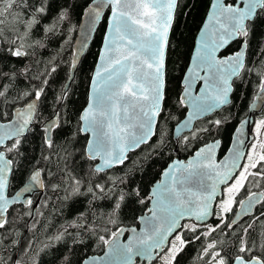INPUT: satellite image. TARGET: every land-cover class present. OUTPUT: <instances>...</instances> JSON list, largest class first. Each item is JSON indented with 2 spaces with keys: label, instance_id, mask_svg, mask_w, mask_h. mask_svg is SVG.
Listing matches in <instances>:
<instances>
[{
  "label": "snow or ice",
  "instance_id": "1",
  "mask_svg": "<svg viewBox=\"0 0 264 264\" xmlns=\"http://www.w3.org/2000/svg\"><path fill=\"white\" fill-rule=\"evenodd\" d=\"M105 6L111 7L112 19L102 63L72 134L73 139L77 135L86 138L78 157L87 166L85 172L77 170L80 166L74 153L65 149L61 154L55 139L68 123L61 109L70 84L64 85L57 98L59 107L47 118L43 116L46 89L57 72L63 48L47 60L41 54L49 51L53 39L71 42L75 30L71 6H61L53 13V0H0V54L9 58L5 62L0 56V264H27L24 257L35 241L28 237L21 246V227L35 233L47 225L37 219L44 213L26 194L49 188L64 193L65 200L84 196L90 205L97 201L111 204L106 216L112 227L101 229L80 213L48 237L49 241L76 244L83 242L84 232L97 234L107 251L103 257L85 258L83 264H136L137 258L145 264H180L181 254L194 241H201L197 259L202 264H264V138L260 137L264 119L256 123V138L251 142L237 128L234 147L223 160L216 158L220 141L213 138L209 143L207 138L228 117L207 120L204 127L192 126L194 117L231 104L234 88L250 76L257 78L258 98L264 101V60L253 63L248 59L250 39L258 22H264V0H211L208 22L201 29L178 98V104L189 110L188 116L176 128L178 141L205 143L187 163L169 164L161 173L163 179L147 194L133 184L129 164L142 166L153 154L167 149L165 61L179 0H91L84 13L89 30ZM233 43H239L238 49L222 55ZM37 134L47 152L29 160L23 187L13 195L21 160L29 159L25 142ZM144 146L147 152L133 162L129 153L144 152ZM121 167L128 171L113 173ZM250 185L260 190L251 191ZM241 193L243 198L237 199ZM129 199L146 207V214L138 218L143 225L139 231L119 223L120 210ZM17 204L22 211L12 216ZM230 213L234 218H229ZM210 217L217 220L215 225L208 223ZM126 232L130 235L121 242ZM51 246L44 244L40 251ZM10 248L18 249L19 255L7 256ZM63 264H70L67 256Z\"/></svg>",
  "mask_w": 264,
  "mask_h": 264
},
{
  "label": "trees",
  "instance_id": "2",
  "mask_svg": "<svg viewBox=\"0 0 264 264\" xmlns=\"http://www.w3.org/2000/svg\"><path fill=\"white\" fill-rule=\"evenodd\" d=\"M211 0H179V7L177 10V17L173 25L170 36L171 47L167 51L166 61V92H167V111L164 113L165 121L163 127L168 133L169 142L167 149L161 154H153L150 161L143 163L142 166L135 167L129 164V168L133 169L132 181L133 184L139 186L143 193H150L152 186L160 180L161 173L176 157H181L183 160L191 157L195 151L203 146L204 140L192 141L185 144L182 140L175 142L173 140V129L180 122L186 114V109L178 104V98L182 94V78L187 69L190 55L194 45V39L201 27L206 12L208 10ZM91 3V0H53V13H55L61 6L70 5L71 8V24L75 30L71 33V42L65 44L63 40L53 39L49 45V51L42 53V58L47 60L52 54H55L59 48H63L58 60L60 64L57 72L50 77V84L46 89L48 92L46 106L43 111V116L48 117L49 113L54 107H59L56 103L57 98L62 94L63 87L68 81L70 68L73 57V45L81 21L84 9ZM105 20L99 26L93 42L82 60L75 79L69 88L66 98L63 100V112L68 123L65 124L64 129L59 132L55 139L59 146L61 154L66 149L68 152L74 153L78 171L83 169L87 171V166L82 159H79L80 151L85 145L86 138L82 135H77L74 139L72 134L76 131L78 117L84 109L87 101L89 82L97 61L98 52L101 46L102 37L105 30ZM239 47V43H233L223 55H228L234 52ZM264 22H258L254 34L250 39L248 49V59L253 63H258L264 60ZM4 56L5 62L9 59L6 54ZM239 85V82H237ZM258 93L257 78L250 76L242 86H236L231 98L232 103L210 117L205 118L196 123L195 127L207 126V120L221 119L224 116L228 117L227 123L220 128L213 129V136L207 138V142L212 139L221 140L222 146L219 152L221 158L227 151L231 136L238 125L246 118L248 108L253 102ZM264 111L258 117H263ZM169 117H175L171 119ZM253 137V134H252ZM45 153L47 150L42 148L39 135H29L24 145L25 157L29 159H22V170L18 174V179L13 185L12 194L19 190L24 183V177L27 175V170L31 167L29 160L31 158H39L41 152ZM147 152V147L144 146V152L139 149L135 153L130 154L133 162L139 161L141 157ZM53 167V165H48ZM128 169L123 167L113 169L116 175H123ZM251 191H259L255 187L249 186ZM64 193H57L47 189L44 191L37 207L44 213L43 217L37 216L41 224L47 225V228H40L35 233L29 232L26 228L21 227L23 237L21 238V246L23 241L28 237H32L35 241L32 250L24 257L27 264H63L64 257L67 256L70 264H82L85 258L93 255H99L103 252L105 245L98 239L97 234L84 232L81 234L82 243L73 244L71 240L65 242H57L55 240L49 241L48 237L53 236L59 226L66 223L70 219L77 218L80 213H84L90 220L100 226L101 229L107 225V216L111 209L109 201H97L95 204H89V198L84 196L74 197L65 200L62 197ZM37 198V197H36ZM243 198V193L237 199ZM36 199L34 200V202ZM47 201V207H44V202ZM149 206V205H148ZM259 208V206H257ZM15 211L12 216H16L22 211L20 205L15 206ZM26 211V209H23ZM146 214L145 205L137 203L134 199H129L122 207L119 213V223L121 227L129 228L137 226L138 218ZM229 218H230V214ZM248 218H245L247 220ZM29 219V224H31ZM217 220L213 218L210 224L215 225ZM112 227L111 225H107ZM114 230V229H113ZM99 234H104L101 231ZM191 233L188 236L191 237ZM223 238V237H220ZM44 244H51L52 246L40 251ZM201 249V241H194L190 244L187 250L181 254L180 264H202L197 259ZM39 252V255L36 253ZM19 255L18 249H9L7 256Z\"/></svg>",
  "mask_w": 264,
  "mask_h": 264
},
{
  "label": "water",
  "instance_id": "3",
  "mask_svg": "<svg viewBox=\"0 0 264 264\" xmlns=\"http://www.w3.org/2000/svg\"><path fill=\"white\" fill-rule=\"evenodd\" d=\"M210 4H211V1H210ZM210 4H209L208 10H207V12H206V15H205V17H204V20H203V22H202V24H201V27H200V29L198 30V32H197V34H196V36H195V39H194V45H193V49H192V52H191V55H190L189 63H188L187 69H186V71H185V73H184V76H183V78H182V83H181L182 88H183V79H184L185 75L187 74L188 68L192 65V57H193L194 54H195V49H196V47H197V42H198L199 37H200L201 29L203 28L204 24L208 22V21H207V17H208V15H209V13H210ZM87 8H88V6H87V7L84 9V11H83V14H82V17H81V21H80V24H79V27H78V31H77V34H76V38H75V41H74V45H73L72 64L74 63V64H75V67H72V64H71L70 74H69V77L71 76L73 79H71V80L68 79V81H67L66 84H70V85H71L72 82L74 81V79H75V75H76V73H77V70H78V68H79V66H80V64H81V62H82V60L84 59L86 53L88 52V50H89V48H90V46H91V44H92V42H93L94 36H95V34H96V32H97L99 26L101 25V23H102L104 20H105L106 26H105L104 34H103V37H102L101 46H100V49H99V52H98L97 61H96V64H95V66H94V70H93V72H92L91 78H90L89 88H88V95H87V101H86V105H85L84 108L87 107V105H88V101H89V96H90L91 93H92V81H93V78H94V76H95L96 70H97L98 66L102 63V61H101V59H100V56H101V52H102V50H103V48H104L105 37L109 35V23H110V21H111V19H112L111 7H110V6H105V7L103 8V10H102V14H101V18H100V20L95 24V26H94L93 29L89 30L88 27H87L88 17L84 14V13H85V10H86ZM170 36H171V32H170V35H169V40H170ZM229 47H230V46H229ZM229 47H228V48H229ZM228 48H227V49H228ZM227 49L223 50L221 54L225 53V52L227 51ZM167 51H168V50H167ZM166 61H167V53H166ZM166 61H165V65H166ZM165 73H166V67H165ZM198 87H199V86H198ZM68 90H69V89H68ZM197 90H198V89H197ZM67 92H68V91H67ZM232 95H233V93L231 94L230 99L232 98ZM229 105H230V104H229ZM229 105L225 106V108L228 107ZM83 110H84V109H83ZM83 110H82V112H83ZM188 111H189V110L186 109V114H185V116L183 117V119H182L180 122H178V124H177V125L174 127V129H173V140H174L175 142H178V140H177V134H176V128H177V126H178L181 122H183V121L187 118V116H188ZM220 111H221V110H219V111H217V112H213V113L205 114V116H202V117H200V118H198V119L194 117V118H193V124H192V126L195 127V125H196L197 122H199V121H201V120H204L205 118L210 117V116H212V115H214V114H216V113H218V112H220ZM263 111H264V101H262L261 99L258 98V93H257V95L255 96L253 102L250 104V106H249V108H248V113H247L246 118H245V119H244V120L238 125V127H237V128H242L243 133H244V139L246 140V142H251V141L253 140V137H252V129H253V126H254L255 118H256V116L262 114ZM82 112H81V113H82ZM245 121H247L248 123L245 124V123H244ZM237 128H236V129H237ZM236 129L234 130V132H233V134H232V136H231L230 143H229V146H228V149H227L226 153H225L221 158H219V152H220V150H221L222 142H221V140H219V141H220V146H219V148L216 150V158H217L218 160H223L225 157H227L228 155H230V153H229V149L234 147V143H233V141H234V139H235V137H236V135H237ZM185 131L187 132V130H185ZM82 136H83V135H82ZM211 142H212V141H211ZM209 143H210V142H209ZM201 147H202V146H201ZM138 150H139V149L135 150V151L132 152V153H135V152L138 151ZM197 150H198V149H197ZM197 150H196V151H197ZM196 151H195V152H196ZM132 153H129V155L132 154ZM194 156H195V153H194L191 157L187 158L186 160H183L181 157L178 156V157H176L173 161L179 160V161H183V162L187 163V161H188V160H192V159L194 158ZM173 161H172V162H173ZM172 162H171V163H172ZM171 163H169V164H171ZM169 164H168V165H169ZM168 165H167V166H168ZM166 168H167V167H166ZM166 168H165V169H166ZM165 169H164V170H165ZM161 179H163L162 175H161V177H160V180H161ZM160 180H159V181H160ZM159 181H158V182H159ZM156 183H157V182H156ZM156 183H155V184H156ZM155 184L152 186V188L155 186ZM22 187H23V186H22ZM22 187H21V188H22ZM21 188H20V189H21ZM152 188H151V189H152ZM20 189H19V190H20ZM151 189H150V191H151ZM19 190H17V191H19ZM44 191H45V190L37 189V190H36L35 192H33V193L26 194V198L34 199V197L37 196V199H36V201H35V206L37 207V205H38V203H39V201H40V199H41V197H42ZM14 194H15V193H14ZM14 194H13V195H14ZM17 205H19V204H17ZM149 206H150V204H149ZM237 211H239V209H238ZM213 218H214V217H210V218H209V220H208V223H209V224L212 222ZM245 218H247V217H245ZM245 218H244V219H245ZM182 223H183V221H182ZM142 226H143V225L139 222V219H138V224H137V226H133V227H136V228H137V231H139L140 228H141ZM129 228H130V227H129ZM129 235H130V233H129V232H126V233L120 238V239H121V242H125V241L127 240V238H128ZM106 251H107V247L105 246V248H104V250H103V252H102L101 254H99V255H93V256H95V257H103V256L105 255V252H106ZM93 256H89V257H93ZM82 264H83V262H82ZM136 264H145V262H143V261L139 260V258H137V260H136Z\"/></svg>",
  "mask_w": 264,
  "mask_h": 264
},
{
  "label": "rangeland",
  "instance_id": "4",
  "mask_svg": "<svg viewBox=\"0 0 264 264\" xmlns=\"http://www.w3.org/2000/svg\"><path fill=\"white\" fill-rule=\"evenodd\" d=\"M261 119H264V116L263 117H257L255 119V123H254V126H253V129H252V134H253V138H256V123L259 122ZM260 137L261 138H264V132H261L260 133Z\"/></svg>",
  "mask_w": 264,
  "mask_h": 264
},
{
  "label": "flooded vegetation",
  "instance_id": "5",
  "mask_svg": "<svg viewBox=\"0 0 264 264\" xmlns=\"http://www.w3.org/2000/svg\"><path fill=\"white\" fill-rule=\"evenodd\" d=\"M222 55H223V54H222ZM185 109H186V108H185ZM222 110H223V109H222ZM216 114H217V113H216ZM257 117H258V116H256V118H257ZM256 118H255V119H256ZM254 123H255V122H254ZM229 143H230V142H229ZM228 146H229V145H228ZM36 197H37V196H35L33 200H35V199H36ZM237 210H238V209H235V211H237ZM230 215H231V216H230V219H231V218H234V217L232 216V214H231V213H230Z\"/></svg>",
  "mask_w": 264,
  "mask_h": 264
}]
</instances>
